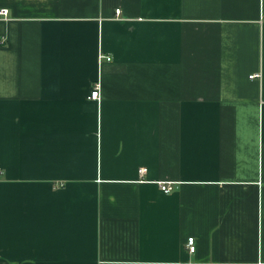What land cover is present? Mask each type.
Instances as JSON below:
<instances>
[{
	"label": "crops",
	"instance_id": "crops-1",
	"mask_svg": "<svg viewBox=\"0 0 264 264\" xmlns=\"http://www.w3.org/2000/svg\"><path fill=\"white\" fill-rule=\"evenodd\" d=\"M0 9V264H264V0Z\"/></svg>",
	"mask_w": 264,
	"mask_h": 264
},
{
	"label": "built area",
	"instance_id": "built-area-1",
	"mask_svg": "<svg viewBox=\"0 0 264 264\" xmlns=\"http://www.w3.org/2000/svg\"><path fill=\"white\" fill-rule=\"evenodd\" d=\"M115 13L119 14V10H116ZM6 15H7V10L6 9H0V18L6 17ZM106 60L110 61V58L107 57ZM256 77H257V75H251L250 76V78H256ZM98 96H99V85L95 84L93 86L91 92H90L89 98L95 100L98 98ZM138 173L140 176H142L145 173V169L144 168L139 169ZM160 189L164 193H169L172 188H171V186L164 184V185L160 186ZM186 246L188 248V251H190V252L195 251V245H194V238L193 237H189L187 239Z\"/></svg>",
	"mask_w": 264,
	"mask_h": 264
}]
</instances>
